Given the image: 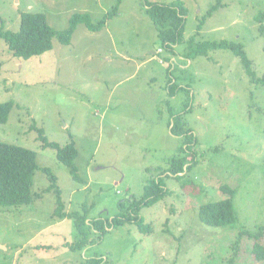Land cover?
I'll list each match as a JSON object with an SVG mask.
<instances>
[{
  "label": "rangeland",
  "instance_id": "rangeland-1",
  "mask_svg": "<svg viewBox=\"0 0 264 264\" xmlns=\"http://www.w3.org/2000/svg\"><path fill=\"white\" fill-rule=\"evenodd\" d=\"M176 1L121 0L101 31L81 24L69 45L54 38L51 51L29 60L15 58L0 38V103H13L0 143L33 151L37 164L31 204L0 207V264H264L252 254L256 243L264 248V83H251L229 50L194 53L203 42L238 43L262 79L264 30L256 18L264 0H181L184 42L171 52L145 4ZM117 3L0 0V29L17 32L22 13H43L61 32L74 15L97 23ZM169 82L178 89L173 96ZM172 115H182L193 135L180 156H194L196 165L179 178L163 174L181 147ZM38 129L62 148L74 141L79 180ZM158 179L169 193L140 207L143 231L125 221L98 243L71 248L79 235L73 219L54 214L57 192L65 213L110 221ZM223 187L234 191L236 223L206 226L198 211L226 199Z\"/></svg>",
  "mask_w": 264,
  "mask_h": 264
},
{
  "label": "trees",
  "instance_id": "trees-1",
  "mask_svg": "<svg viewBox=\"0 0 264 264\" xmlns=\"http://www.w3.org/2000/svg\"><path fill=\"white\" fill-rule=\"evenodd\" d=\"M120 2L121 0H118L117 5L97 23H93L88 15H74L69 20V27L61 32H56L49 26L47 17L43 13H22L19 31L14 32L1 28L0 38L5 42L15 58L29 60L51 51L54 38H57L62 45H69L76 28L81 24L91 32L101 31L106 26L108 20L117 16ZM219 4L220 2L218 1L217 5L209 13L216 10ZM145 5L149 19L158 30V37L162 46L173 52L178 44L184 42V25L188 13L187 8L181 0L165 6L149 5L147 3ZM209 13L208 15H210ZM256 21L260 24L259 28L262 32L264 30V26L262 25L264 13L259 15ZM217 49L229 50L238 57L251 83H264V77L257 79L252 69L251 61L248 59L243 47L238 43L226 40L203 42L199 43L194 53L205 55L208 51ZM158 52L162 53L163 50L161 49ZM167 89L171 96L178 92L177 87L173 86L171 82L168 83ZM12 107V102L0 103V124H5L8 121ZM172 117L173 123L172 126L170 125L171 133L181 139V147L178 150L179 156L172 159L170 168L163 174L167 173L169 176L179 178L184 177L196 165L194 163V156H191L189 161L180 156L184 152V149H189V144H193V135L189 129L184 127L182 115H172ZM38 133L39 140L43 143L44 147L54 149L58 161L69 168L74 180H79L76 168L73 165L78 155L74 141H71L62 148L55 143H49L42 129H38ZM36 169V154L33 151L0 143V207L17 208L31 204L33 200V177ZM50 178L54 179L52 176ZM222 191L228 196L226 199L200 207L198 216L202 224L209 227L225 228L236 223L237 216L233 205L234 191L228 187H223ZM168 193L169 190L164 188L161 180L158 179L152 184L150 190L148 188L145 190V194L141 200L135 201L130 205L126 214H120L109 221L101 219L89 220L87 217L88 213L85 211L84 214L78 212L65 213L60 193L57 192L58 206L54 214L61 219L66 217L73 219L79 239L71 248L73 250H82L93 245L95 242L98 243L106 232L125 221L137 223L140 231H143V220L136 213H138L141 206H150L164 198ZM149 231L151 230L147 228V232ZM91 234L94 235V238L90 237ZM252 254L255 259L262 260L264 259V248L256 243L252 248ZM230 260L233 261V258ZM86 264H101V262L99 260H88Z\"/></svg>",
  "mask_w": 264,
  "mask_h": 264
},
{
  "label": "crops",
  "instance_id": "crops-1",
  "mask_svg": "<svg viewBox=\"0 0 264 264\" xmlns=\"http://www.w3.org/2000/svg\"><path fill=\"white\" fill-rule=\"evenodd\" d=\"M172 84V83H171ZM168 90V89H167Z\"/></svg>",
  "mask_w": 264,
  "mask_h": 264
},
{
  "label": "built area",
  "instance_id": "built-area-1",
  "mask_svg": "<svg viewBox=\"0 0 264 264\" xmlns=\"http://www.w3.org/2000/svg\"><path fill=\"white\" fill-rule=\"evenodd\" d=\"M160 51V50H159Z\"/></svg>",
  "mask_w": 264,
  "mask_h": 264
}]
</instances>
